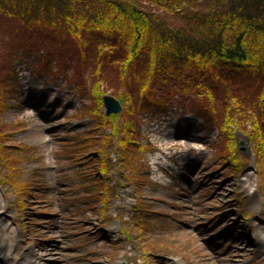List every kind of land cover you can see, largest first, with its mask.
Returning <instances> with one entry per match:
<instances>
[{
    "label": "rangeland",
    "instance_id": "1",
    "mask_svg": "<svg viewBox=\"0 0 264 264\" xmlns=\"http://www.w3.org/2000/svg\"><path fill=\"white\" fill-rule=\"evenodd\" d=\"M12 70L0 97V264H264V169L250 150L232 173L218 128L188 97L146 112L125 160L109 143L101 176L96 136L109 131L86 114L88 81L50 50L22 49ZM156 151L168 153L166 184L153 179Z\"/></svg>",
    "mask_w": 264,
    "mask_h": 264
},
{
    "label": "trees",
    "instance_id": "2",
    "mask_svg": "<svg viewBox=\"0 0 264 264\" xmlns=\"http://www.w3.org/2000/svg\"><path fill=\"white\" fill-rule=\"evenodd\" d=\"M22 49L57 53L88 81L86 114L109 131L96 136L101 176L105 147L119 144L125 160L141 144V117L181 96L218 128L232 173L246 162L236 131L249 135L263 173L264 0H0V97ZM107 92L123 103L120 114L101 111Z\"/></svg>",
    "mask_w": 264,
    "mask_h": 264
},
{
    "label": "water",
    "instance_id": "3",
    "mask_svg": "<svg viewBox=\"0 0 264 264\" xmlns=\"http://www.w3.org/2000/svg\"><path fill=\"white\" fill-rule=\"evenodd\" d=\"M101 100L104 107V113L106 115L119 114L122 112L123 105L118 98H115L111 94L106 93V94H102ZM234 138L236 142V148L238 149V151L244 154V156L248 158L251 150L249 136L243 134L240 131H236L234 134Z\"/></svg>",
    "mask_w": 264,
    "mask_h": 264
},
{
    "label": "clouds",
    "instance_id": "4",
    "mask_svg": "<svg viewBox=\"0 0 264 264\" xmlns=\"http://www.w3.org/2000/svg\"><path fill=\"white\" fill-rule=\"evenodd\" d=\"M151 141L153 144H156L158 147H163L165 141L162 137L157 135L151 136ZM168 153L163 151H156L151 156L150 165L153 169L154 173H158L153 175V179L161 184H166L170 182V177L167 175L166 169H168L171 165L167 158Z\"/></svg>",
    "mask_w": 264,
    "mask_h": 264
}]
</instances>
